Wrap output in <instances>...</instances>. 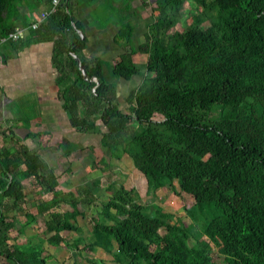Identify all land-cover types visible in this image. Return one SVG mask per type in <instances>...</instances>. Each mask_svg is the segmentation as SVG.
<instances>
[{"label":"rangeland","instance_id":"rangeland-1","mask_svg":"<svg viewBox=\"0 0 264 264\" xmlns=\"http://www.w3.org/2000/svg\"><path fill=\"white\" fill-rule=\"evenodd\" d=\"M136 2V53L130 55L124 39L112 29L117 45H122L116 47V53L121 55L110 60L109 51L103 57L110 63L101 61L102 79L115 85L112 105L132 117L137 99L143 95L161 96L168 88L179 89L186 83L196 87L205 82L195 59L177 43L200 31L220 41L221 20H228L233 14L229 9L219 13L217 0ZM94 24L105 26L107 22L97 18ZM122 55L128 58L125 64L130 63L135 69L127 81L112 74L113 65ZM175 55L180 59L179 68L174 67ZM64 71L70 75L68 66ZM260 73L258 84L264 89V62ZM62 77L58 73L57 81L61 82ZM91 81L97 83L95 79ZM248 103L261 111L258 98L249 99ZM250 107L245 106V115ZM0 109L4 114L0 120V185L14 180L21 185L19 196H4L0 188V252L12 255L7 259L0 254L4 264H149L146 258L132 261L124 254L115 236L124 224L138 231L140 236L137 234L134 241L150 253L178 258L187 249L188 264H240L236 251L249 254L244 244H237L224 227V213L216 203H196V191L185 190L181 177L165 172L164 156L150 159L149 153L156 145L165 147L173 156L181 152L211 167L221 156L186 141L175 126L166 124L161 112L152 113L150 125L133 120L121 130L109 131L102 125L99 113L87 112L83 106L79 116L87 120L91 129L72 128L59 116L54 123L47 122L38 116L46 110L44 103H0ZM19 117L27 119L14 121ZM197 119L203 127L227 131L237 126L255 136L250 123L222 102L199 113ZM64 141L72 145L69 156L62 153L60 145ZM139 143L146 144V148ZM21 146L36 154L43 167L37 171L26 169L19 153ZM4 152L18 159L7 175L3 173L8 167ZM240 173L247 184L241 185L244 195L232 205L261 208L264 170L252 164L241 168ZM207 181L219 185L216 178ZM234 191L232 187L229 196ZM49 223L54 227L52 231L48 230ZM137 246L131 244L133 249Z\"/></svg>","mask_w":264,"mask_h":264},{"label":"trees","instance_id":"trees-1","mask_svg":"<svg viewBox=\"0 0 264 264\" xmlns=\"http://www.w3.org/2000/svg\"><path fill=\"white\" fill-rule=\"evenodd\" d=\"M50 2L51 0H0V53L5 57H12L41 40L53 43L51 62L64 77L58 84L62 86L58 91V99L72 128H92L85 118L79 116L80 106L87 112L91 110L99 113L102 125L109 131L121 130L133 120L138 124L150 125L153 123L152 113L159 111L165 117L166 124L175 126L186 141L195 142L196 145L221 154L218 163L211 167L187 158L181 152L173 156L160 145L153 147L149 153L152 161L155 157H165V172L170 171L181 177L185 190L194 189L196 203L201 205L213 202L222 209L224 227L236 243L244 244L249 252L245 255L236 251L240 264H264V205L261 208L232 205L244 195L241 185L247 184V180L241 176V168L253 164L264 170V89L258 84L261 64L264 62V0H217L219 13L226 9L233 13L228 20H221L222 39L217 41L209 33L200 31L177 43L195 59L200 74L206 78L205 82L196 87H190L186 83L179 89L168 88L161 96L143 95L137 99L134 117L122 114L112 105L115 85L102 79L101 61H85L81 58L80 51L84 48L86 39L73 14L74 6L81 4V0H61L55 13L48 15L36 30L28 28L33 22L32 13L37 9H49ZM25 9L27 13H24ZM137 17V12L131 7V0H126L123 3L122 17L117 22L116 35L124 39V46L128 48L130 55L136 53L133 36L138 24ZM16 27L28 29L24 39L16 42L7 40V34ZM68 34L72 37L71 42L67 38ZM217 49L219 51H215ZM213 51L215 54L211 55ZM121 58L113 65L112 74L127 81L135 69L130 63L125 64L128 59L126 56L122 55ZM160 58L165 60L164 57ZM173 58L174 67L179 68L180 59L176 55ZM66 66L70 69V75L64 71ZM92 79L97 83L92 82ZM253 98H258L261 111L254 106L250 107L252 103H248V100ZM218 102L239 112L250 123L255 136L246 134L237 126L227 131H217L215 127L200 125L197 119L199 113L207 111ZM245 106L250 107L248 115L244 114ZM139 145L146 148L144 143ZM60 147L64 156H69L73 151L71 143L67 141ZM19 153L26 169L37 171L43 167L38 156L29 153L24 146L20 147ZM145 154L148 157L147 152ZM3 155L8 166L3 173L7 175L18 159L5 152ZM210 178H216L219 185L209 183L207 180ZM232 187H235V191L229 196ZM0 188L4 196H19L21 192L18 180L0 185ZM262 200L264 201V197ZM52 217L56 219L57 216ZM2 221L0 208V222ZM53 229V226L48 228L49 231ZM104 230L110 232L111 228ZM121 231L115 236L124 254L132 261L142 257L149 264H188L185 262L187 249L178 258L163 257L160 253L148 252L147 247L134 241L138 231L129 224H124ZM131 244L138 246L133 249ZM3 254L7 259L12 258L8 252Z\"/></svg>","mask_w":264,"mask_h":264},{"label":"crops","instance_id":"crops-1","mask_svg":"<svg viewBox=\"0 0 264 264\" xmlns=\"http://www.w3.org/2000/svg\"><path fill=\"white\" fill-rule=\"evenodd\" d=\"M125 1L81 0V4L74 6V20L81 26L86 39L85 46L80 51L83 60H97L107 64L112 59L117 60L121 55V53H116V47L120 43L117 45L112 31L115 30L116 34L117 22L122 17ZM136 3V0H131V7L135 11ZM40 11V9L35 10L31 15V20H34ZM24 13H27L26 9ZM97 18H105L107 24L96 27L94 22ZM109 35L111 39L108 38ZM67 38L72 39L69 34ZM52 48V42L41 40L16 56L5 57L0 53V103H7L11 106L16 102L17 104L21 102L39 103V105L44 103L46 110L42 113L37 112L39 117L41 115L42 119L54 123V118L59 116L67 122L61 109V101L58 99V91L62 86H58V72L51 62ZM109 51H112L110 60L103 57ZM2 112L0 109V120L4 115ZM37 113L34 114V118H37ZM25 119L27 118L19 117L13 120L22 122Z\"/></svg>","mask_w":264,"mask_h":264},{"label":"built area","instance_id":"built-area-1","mask_svg":"<svg viewBox=\"0 0 264 264\" xmlns=\"http://www.w3.org/2000/svg\"><path fill=\"white\" fill-rule=\"evenodd\" d=\"M60 1L61 0H51L50 8L43 10V11H40L28 28L30 30H36L39 27L40 23H42L48 15L55 13ZM140 1H142L143 3H149L151 0H140ZM27 30L28 29H26V28L16 27L7 34L6 39L10 40L12 42L22 40V39H24V37L27 33ZM0 264H4L1 261V259H0Z\"/></svg>","mask_w":264,"mask_h":264}]
</instances>
